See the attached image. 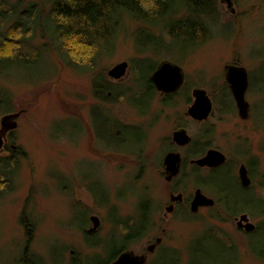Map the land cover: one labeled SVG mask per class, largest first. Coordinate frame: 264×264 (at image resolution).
Listing matches in <instances>:
<instances>
[{
    "label": "rangeland",
    "instance_id": "1",
    "mask_svg": "<svg viewBox=\"0 0 264 264\" xmlns=\"http://www.w3.org/2000/svg\"><path fill=\"white\" fill-rule=\"evenodd\" d=\"M35 1L41 0H0V8H6L7 2H20L23 8ZM216 2L215 14L207 19L211 37L190 52L177 48L169 53L139 52L135 37L141 38L138 28L142 24L126 18L114 51L100 59L95 71L88 66L73 69L50 47L42 46L46 41L41 31L47 25L45 18L39 22L33 44L28 45V59L0 60V117L21 112L8 147L0 150V158L11 155L12 144L20 150L19 167L11 185L4 188L0 182V264H19L27 243L23 215L33 223L28 253L37 257L36 263L69 264L73 256L86 260L104 254L101 244L87 243L80 227L82 221L87 218L88 230L94 225L90 217L97 215L100 224L90 235L114 248L118 242L109 238L115 227L114 218L136 217L138 204L146 199L151 202L150 227L143 238L128 248L147 254L146 264H152L161 247L163 251L166 247L179 250L185 260L190 241L206 229L217 231L236 244L239 264H264V259L258 257L259 251L264 250V0H234V13L226 3ZM45 29L47 35L49 26ZM37 45L41 48L35 55ZM165 59L183 67L185 87L166 103L156 92L146 113H141L128 100L137 89L134 62L140 60L137 62L145 74L153 62L158 65ZM124 60L129 62L126 74L111 77L110 68ZM228 63H238L248 71L246 99L251 110L247 119L238 115L235 99L225 85ZM99 71L126 93L120 97L113 92L109 96L96 94L93 83ZM195 87L205 88L213 96L215 112L205 122L184 116ZM224 104L231 108L228 112L222 109ZM95 109L121 125L140 128L142 137L140 130L134 131L127 136L129 146L127 141L122 146L134 148L133 151L110 145L102 138L103 130L99 134L97 123L101 125L104 116L95 117ZM181 123L197 145L207 142L204 150L211 147L225 153L224 166H230L234 176L241 163L254 160L251 191L245 193L261 200H255L257 204L247 210L258 231L251 233L240 227L238 218L243 211L238 216L230 215L221 204L193 212L185 201L176 205L174 211L167 209L172 203L171 191L184 192L188 197L199 186L190 164L173 181L165 177L163 157L171 148L172 131ZM105 129L112 131L109 126ZM188 149L189 146L182 148L181 152L186 154ZM199 175L206 176L207 170ZM213 177L207 181H214ZM202 184L205 193L218 198L207 182ZM240 206L247 204L242 202ZM152 244L155 249L149 251ZM176 256L177 252L169 254L166 250L161 258ZM94 258V263L102 260L99 256Z\"/></svg>",
    "mask_w": 264,
    "mask_h": 264
},
{
    "label": "trees",
    "instance_id": "2",
    "mask_svg": "<svg viewBox=\"0 0 264 264\" xmlns=\"http://www.w3.org/2000/svg\"><path fill=\"white\" fill-rule=\"evenodd\" d=\"M216 4V0H41L30 2L22 8L20 2H7L6 8H0V60L28 59L31 55L27 51L28 45L33 44L37 28H40L39 22L45 18H47V25L41 28V31L46 41L42 46L50 47L65 64L73 69L88 66L95 71L100 59L114 51L126 18L142 24L141 28H138V31L141 30L139 31L141 38L135 37L139 52L156 54L166 51L169 53L172 48H177L180 52H190L211 37L207 19L215 14ZM4 26H6L5 30H2ZM48 26L50 30L46 35L45 28ZM139 39H142L141 42ZM35 48L36 55L41 46L37 45ZM137 61L140 60L134 62L137 89L129 95L128 100L134 106H149L156 94L151 74L157 67V61L152 63L145 74L142 73L144 72L142 66ZM97 75L93 83L96 94L109 96L110 91L120 97L126 93L122 86H116L107 80L102 71H99ZM145 96L146 99H144ZM109 124L111 132L105 129ZM101 129L104 140H107L110 145L121 148L125 141L129 146L127 136L138 131L134 127L121 125L105 118L101 122ZM132 149L134 148L125 150L131 152ZM11 151L10 156L0 158V182L3 183L1 186L4 188L11 185V179L19 167L17 156L20 150L11 149ZM212 175L214 181H209L206 185L216 192L228 214L236 215L239 211L250 210L257 204L245 193L248 192L247 190L241 189L228 167L217 169ZM198 183L203 185V182ZM236 189L239 192H235ZM242 202H246L247 208L240 206ZM111 210L115 211L114 215L118 217L115 207ZM25 218L24 215L21 216L25 225L27 243L18 262L19 264H38L37 257L28 253L34 230L33 223ZM86 223L87 218L80 225L86 241L90 246L102 245L104 254L94 255V257H101L102 260L94 263V257L84 260L73 256L69 264H110L133 242L145 236L151 224V202L149 199L140 202L137 215L132 219L130 217L114 218L115 227L109 234L112 241L118 242L114 248L104 246L102 242L99 243V238L90 235L86 230ZM256 231H258L257 228L251 233ZM200 235L190 241L185 260L179 250L171 247H166L167 253L177 252V256L170 259L161 258L166 251H163L164 247H161L152 264H239V250L236 244L212 229H206ZM258 257L264 259V250L259 251Z\"/></svg>",
    "mask_w": 264,
    "mask_h": 264
},
{
    "label": "water",
    "instance_id": "3",
    "mask_svg": "<svg viewBox=\"0 0 264 264\" xmlns=\"http://www.w3.org/2000/svg\"><path fill=\"white\" fill-rule=\"evenodd\" d=\"M227 4L228 9L234 13L236 11L234 6V0H221ZM129 68V62L124 60L115 64L108 74L113 78H121L127 72ZM225 72L227 81L230 83L234 98L239 107L240 114L246 118L248 116L249 101L246 99V91L249 85V74L247 69L238 63H228L225 65ZM151 79L154 82L156 88L160 91L175 92L179 89L185 80V72L183 67L171 60L165 59L160 61L156 69L151 74ZM195 101L190 106L189 112L191 115L198 119L207 118L212 109V100L205 88L197 87L194 90ZM21 114L18 112L6 113L1 120L0 128V150L4 147V143L7 138V133L10 130H14L18 126L17 117ZM176 139L179 143H186L190 140L185 129H181L175 133ZM181 155L179 152H172L166 156L167 171L170 172L167 176L168 179L175 175L179 170V162ZM226 155L217 148H211L207 154L196 160L199 165L217 166L225 162ZM240 179L243 185L247 186L250 184V179L247 173V168L243 164L239 170ZM215 200L207 196L202 192L201 188L196 190L194 200L192 202V211H197L200 206L213 205ZM170 210V208H168ZM91 220L94 225L88 229L89 233L95 232L100 224V218L97 215H92ZM238 225L244 227L246 231L250 232L255 229V224L250 221V217L247 213H243L238 218ZM161 238H158L160 241ZM155 245L149 246L148 250L153 251ZM147 254H137L133 250H124L118 257L113 260L110 264H146Z\"/></svg>",
    "mask_w": 264,
    "mask_h": 264
},
{
    "label": "flooded vegetation",
    "instance_id": "4",
    "mask_svg": "<svg viewBox=\"0 0 264 264\" xmlns=\"http://www.w3.org/2000/svg\"><path fill=\"white\" fill-rule=\"evenodd\" d=\"M185 83H186V79L184 80V83H183V85L179 88V89H177L175 92H165V91H160V90H158L157 88H156V92H159V94L161 95V98H162V101L164 102V103H166V102H170V99H171V97H173V95H175L176 93H178L180 90H182L184 87H185ZM249 84H250V82H249ZM225 85L226 86H228L229 87V89H230V91H231V93H232V95H233V92H232V89H231V86H230V83L227 81V78H226V72H225ZM156 87V86H155ZM195 88H197V87H195ZM195 88H193L192 89V99H191V102H190V104L188 105V107H187V109H186V111H185V115L184 116H186L187 118H190V119H192L193 121H196V122H205V121H207L211 116H213L214 115V112H215V106H214V100H213V96H211L209 93V96H210V98H211V100H212V104H213V106H212V109H211V111H210V113H209V115H208V117L207 118H204V119H198V118H196V117H194L193 115H191L190 114V112H189V108H190V106L194 103V101H195V95H194V90H195ZM248 88H249V85H248ZM248 88H247V90H248ZM208 92V91H207ZM247 92V91H246ZM109 93V95H111V92L109 91L108 92ZM233 97H234V95H233ZM189 100H190V98H188ZM235 99V98H234ZM235 104H236V110L238 111V115L242 118V119H247L248 118V116H249V113H248V116L246 117V118H244V117H242V115L240 114V111H239V107H238V105H237V102H236V100H235ZM250 104V103H249ZM135 107H137V108H139V112H141V113H146V111H147V109L149 108V106H135ZM223 108V110L224 111H226V112H228L231 108H228L227 106H225V104H224V106H222ZM96 110L97 109H95L94 110V115H95V117H97L98 116V114H101L102 116H104V118L105 119H107V120H111V118L110 117H108L107 115H105L104 113H102V112H100L99 110H97V112H96ZM251 110V106H249V110H248V112ZM10 113V112H9ZM6 114V113H5ZM5 114H3L1 117H0V128H1V120H2V117L5 115ZM20 116V115H19ZM184 116H182V117H184ZM111 121H113V120H111ZM17 122H18V117H17ZM97 122H98V120H97ZM98 125H97V128H98V130H99V134H100V130H101V125L99 124V122L97 123ZM109 127H111V125L109 124L108 125ZM126 126H131V127H134L135 129H137L138 131L140 130V128L138 127V126H134V125H126ZM18 127V126H17ZM17 129V128H16ZM16 129H14V130H10V131H8V133H7V138H6V141H5V143H4V147L3 148H7L8 147V145H7V143L10 141V139L12 138V135H13V133H14V131L16 130ZM181 129H185V131H186V133H187V135L190 137V140H188L186 143H179L178 142V140L176 139V135H175V133L177 132V131H179V130H181ZM140 134H141V137H142V131L140 130ZM198 143V142H197ZM197 143L195 142V140H194V138H193V136H191L190 135V133H189V129L187 128V126L184 124V123H181L180 125L178 124L177 125V127L172 131V134H171V140H170V146H171V148H170V150H168L166 153H165V155H164V157H163V166H164V173H165V177H166V180L167 181H173L174 179H176L178 176H180V175H182L183 174V171H184V169H185V167L188 165V164H190V165H192V169H193V175H194V181L199 185L198 187H196V190L198 189V188H201V186H203L204 187V185H201V184H199L198 182H208L207 180V178H209L211 175H212V173L215 171V170H217V169H220V168H222L225 164H227V155H226V160H225V162L223 163V164H221V165H217V166H208V165H199L198 163H196V160L198 159V158H201V157H203V156H205L206 154H207V152H208V150L209 149H211V147L210 148H208L207 150H204L205 149V147H206V145H207V142H203V145H200V143L197 145ZM189 146V149H188V151L186 152V154H184V153H182L181 152V149L182 148H186V147H188ZM12 149L13 150H17V148H18V146L17 145H14V144H12ZM2 148V149H3ZM11 150V149H10ZM172 152H179L180 153V155H181V159H180V162H179V170H178V172L175 174V175H172V177L170 178V179H168L167 178V176L169 175V174H171L170 172H168L167 171V166H168V164L166 163V156L169 154V153H172ZM253 161L254 160H252V163L251 162H249L248 164H246V163H241L240 164V166H239V169H238V175H236V176H234L233 175V177H235L236 178V180H237V182H238V184H239V186L241 187V189H243V190H247L248 192H250L251 190V186H252V178H251V166H252V164H253ZM245 165L246 166V168H247V173H248V176H249V179H250V184L249 185H247V186H245V185H243L242 184V182H241V179H240V174H239V170H240V167H241V165ZM225 167V166H224ZM229 169H230V171H232L231 170V168H230V166H227ZM202 170H207V175L206 176H200L199 175V172L200 171H202ZM197 178H198V180H197ZM176 189V188H175ZM202 189V192L203 193H205L204 191H203V188H201ZM196 190H195V193L194 194H192V196H188V197H185V195H184V192H178L177 194L174 192V190L173 191H171V200H172V203L167 207V209L168 208H170V210L169 211H174V209H175V207H176V205L178 206L179 204H183L185 201L187 202V204L189 205V207H190V210L192 211V202H193V200H194V197H195V194H196ZM215 194H216V192L215 191H213ZM207 196H209L207 193H205ZM254 195V194H253ZM216 196L218 197V195L216 194ZM211 197V196H210ZM254 197V200H257L258 202H260L261 200H260V198L259 197H256L255 195L253 196ZM213 198V197H212ZM214 200H215V203L213 204V205H203V206H200L199 208H198V210L201 208V207H208V208H213L214 206H216V204H221L223 207H224V205H223V202H222V200H220V198L218 197L217 199L216 198H213ZM224 210L226 211V209L224 208ZM244 213H247V210H242ZM194 212V211H193ZM243 212H241V215L243 214ZM248 214V213H247ZM237 216H238V214H236ZM240 215V216H241ZM236 216V217H237ZM87 232H88V230H87ZM250 232H252V231H250ZM89 233V232H88ZM93 233V232H92Z\"/></svg>",
    "mask_w": 264,
    "mask_h": 264
}]
</instances>
